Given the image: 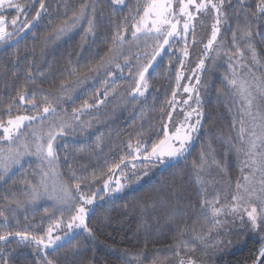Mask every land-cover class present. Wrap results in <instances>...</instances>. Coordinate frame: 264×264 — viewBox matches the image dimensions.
<instances>
[{
	"label": "trees",
	"instance_id": "1",
	"mask_svg": "<svg viewBox=\"0 0 264 264\" xmlns=\"http://www.w3.org/2000/svg\"><path fill=\"white\" fill-rule=\"evenodd\" d=\"M15 2L22 5L23 14L9 9L3 15L9 22L18 17L19 29L26 19L33 18L40 4L39 0ZM44 3L46 11L35 27L0 52V121L5 123L10 117L24 113L37 114L48 103L55 106V117L25 122L21 140L29 143L32 150L33 130L47 133L60 119L71 124L72 129L56 141L59 159L53 169L34 156L25 157L22 166L14 165L5 180L0 181V212L8 217L7 223L0 217V234L28 231L43 235L58 220L62 221L61 228L66 227L74 210L69 212L47 195L30 202L31 187L44 192L39 183L41 170L49 173L46 180L49 193L62 183L69 186L75 183L74 173L84 179L82 190L86 193L100 190L87 220L93 235L81 230L54 251L48 249V259L53 264H153L154 261L179 264L181 258L187 261L189 257L196 264H255L264 246V228L253 231L247 224L242 226L238 219L233 223L231 216L221 217L229 221L223 230L218 233L213 230L204 237V243L195 238L211 227L207 222L210 208L202 209V200L212 201L219 195L217 207L232 203L231 196L236 194V182L241 176L244 157H237L233 145L240 146L237 133L242 101L229 81L244 79L246 67L254 83L264 80V17L251 16L257 11V0H225L222 9L225 18L212 49H206L205 45L211 37L216 13L198 14L193 21L194 32L190 30L186 39L181 32L146 74L148 88L143 96L133 93L138 69L147 65L162 41L154 36L132 35L133 25L143 15L149 0H125L123 5H113L110 0H44ZM85 3H94L95 13L89 7L86 18L77 27L56 38L53 29L69 21L73 13L79 14ZM88 19H93V28L92 34L86 35ZM8 30L13 31L10 24ZM117 30L123 42L114 45ZM249 30L253 33L251 40L243 39L242 33ZM249 43L255 48V61L247 49ZM237 47L243 51V57H233ZM109 48L113 51L109 52ZM109 57L113 58L111 63ZM201 59L204 67L197 68ZM101 64L104 66L100 67ZM116 64L121 68L117 69ZM191 68L197 70L199 77L194 92L199 94L201 113L193 145L183 157L164 164L157 162L153 173L138 185L102 197L103 183L112 175L108 169L122 157L126 158V164L121 168L129 164V142L135 145L142 139L151 147L163 138L162 129L173 104L169 102L177 90V73H187ZM29 70L31 79L26 76ZM83 74L88 79L76 83L77 76ZM253 77L259 79L254 81ZM64 82L69 86L61 88ZM25 85L30 90L28 99L34 98L38 109L19 102L13 104V98ZM34 89L43 91L37 90L33 96ZM85 102L92 107L79 114L83 123H73V109L81 108ZM243 118L249 126L250 118ZM0 147L7 145L0 141ZM201 152L207 161L203 170L193 166L200 165ZM197 172L202 183L197 181ZM93 176L97 177L94 185L86 187ZM17 202L22 206L18 207ZM61 234L60 230L54 233ZM18 241L16 236L7 242L0 241V259H7L8 264H42L43 251L38 254L34 246ZM181 241L188 242L187 248ZM178 245L179 256L175 254Z\"/></svg>",
	"mask_w": 264,
	"mask_h": 264
},
{
	"label": "snow or ice",
	"instance_id": "2",
	"mask_svg": "<svg viewBox=\"0 0 264 264\" xmlns=\"http://www.w3.org/2000/svg\"><path fill=\"white\" fill-rule=\"evenodd\" d=\"M113 5H123L125 0H110ZM225 0H149L147 6L143 8V16L136 22L133 27L135 31L132 32L133 37L138 38V34L145 36H154L157 40L162 39L163 43L157 45L158 50L148 61L147 65L138 69V80L133 88V93L143 96L145 90L148 88V83L145 78V74L150 71L153 67V61L160 55L161 51H165V46H171V41L181 36V32L184 33V38L186 39L190 30L194 32L195 25L193 21L198 18V14H209L211 12L216 13L215 23L212 24L211 37L205 45L206 49H212L214 42L217 40L218 33L220 32V25L222 19L225 18V14L222 11L224 7ZM40 8L36 11L35 15L31 20H25L22 23V27L17 29V25L21 24V21L17 18H13L10 22L6 20L3 15L4 11L9 9H15L19 14H23L22 5L16 3L15 0H0V42L7 43L11 41L13 36L18 35L19 32L24 31V29H29L39 21L42 13L46 11L44 0H39ZM91 7L93 13H95L96 8L94 3H85L79 14L73 13L72 18L69 21H64L63 24L55 29H53V34L56 38L64 35L67 32L72 31L78 26L79 21L86 18V13L88 8ZM178 8V11L176 10ZM256 12H252L251 16L253 18L264 17V0H257ZM245 20H248V15H245ZM9 24L13 28V31H8ZM88 28L86 29V35L92 34L93 19H88ZM253 33L245 31L242 33V38L251 40ZM236 40V32L233 33V43ZM117 42L122 43L123 37L120 31L117 30L114 38L113 44ZM248 51L252 53L253 61H255L256 51L251 43L247 45ZM109 52L113 49L109 48ZM184 55L187 56V48L184 49ZM244 53L238 47L233 53L234 56L243 57ZM232 57H230L231 59ZM103 59V58H102ZM112 57H109L108 63L112 62ZM240 63V61H237ZM103 67L104 65H99ZM198 68L204 67V60L201 59L200 63L197 65ZM241 67H244L241 64ZM116 68L120 69L121 65L116 64ZM112 75V73H109ZM236 73L233 71V76ZM31 79V71L26 73ZM88 79L86 74L78 75L76 83H83L84 80ZM177 82L179 83L181 75L177 73ZM197 83H199V77H196ZM259 78L253 77V80H258ZM35 83V81H33ZM234 89H236V95H238L242 101L241 107V120L240 128L237 133V140L239 142V147H234L237 157L241 155L244 157L241 163V176L236 182V194L231 196L232 203L227 205H216L220 204V197L212 200H202L201 208H210L208 211L207 222L211 224V227L207 232L203 234H197L196 240L200 243H204V237L210 236L213 230L217 233L223 230L229 223L228 219H221V217L231 216L233 218V223L236 219L239 220L240 224L243 226L247 224L251 230L259 231L264 228V80L258 83H250L246 79H236L233 78L229 81ZM69 86L68 82L61 84V88ZM43 91L42 89L32 90V95L35 96V91ZM194 89L192 87H184V92H192ZM29 88L25 85L13 98V104L19 102L21 104H26L31 106L32 109H38L39 105L36 100L28 99ZM107 95V93H104ZM173 97H175V92H173ZM45 99H47L45 97ZM172 103V102H169ZM187 104V101H184ZM196 103L199 105L200 98L197 92ZM9 111L11 110L12 104L9 106ZM92 107L87 102H85L81 108L73 109L72 119L73 123H83L80 121V113L84 112L86 109ZM255 109V111H253ZM193 113L196 114L197 119L195 123L190 122ZM56 107L51 103H48L43 107L42 112H37L34 116H24L18 115L15 118H9L5 124L0 121V130H2V135H0V141H3L7 147H0V181H4L6 175L12 169L14 165H21L25 157H36L41 162H46L49 169H53V166L57 163L59 157L56 152V141L58 138L66 135V132L72 129L71 124H66L63 119H60L58 124L50 126V130L47 133L39 134L36 130H33L31 135L34 139V150L30 147V144L21 140V134L23 128L26 126L25 122L31 124L38 118L44 120L49 116L55 117ZM169 120L172 119V114L168 113ZM201 113L198 109H192L191 112L185 114L184 121L179 124H174V131L171 133L168 130V125L163 126V138L157 143H153L149 148L142 139H138L133 145L131 142L128 143L129 155L131 159L128 163L132 164V175L136 176L137 179L140 177L136 174L137 165L132 163L137 159H142L144 162H152L153 159L161 164L166 163L169 160L178 159L183 157L188 151L189 146L193 140V135L198 131V126L200 125ZM243 117H249L251 123L246 126V121ZM235 126V125H234ZM231 143V141H230ZM97 147H100L97 144ZM207 161L204 158V153L201 152V162L200 165L194 163V168H199L203 170L204 165ZM213 163H217L213 159ZM126 164V158L122 157L118 163L113 164L109 169V173H113L115 170L120 169L122 165ZM219 166V164H217ZM123 174V173H122ZM126 175V174H124ZM257 175L259 178L257 179ZM48 172L41 170L40 185L43 187L44 192L41 193L36 186L31 187V201L34 203L38 200L41 195H47L49 199L55 201L57 204L63 205L69 212L74 210V214L70 216L66 227L61 228L62 221L58 220L53 224H50L46 232L43 235H36L28 231L22 232H6L0 234V241H5L16 236L19 238L18 243L26 246H34L39 254L43 251V261L42 264H53V261L48 259V249L53 251L62 246L63 243L68 242L73 233L79 229L92 236V229L89 228L87 223V218L90 212V206L94 204V201L99 193L97 191L91 192V194L86 193L82 190V183L84 179L76 177L73 173L72 179L76 181L72 185L62 183L59 188L53 187L52 192L49 193L48 185L46 183ZM97 177L93 176L92 181L88 182L85 186L92 187L94 185ZM197 181L202 183L199 177V172H197ZM243 181V183H241ZM111 176L108 180L103 183V190L105 192H117L121 191L126 185L121 184L119 180L115 182V187L110 188ZM28 183V182H26ZM227 198V197H225ZM18 207L19 205L17 202ZM0 217H3L5 223H7L8 217L0 212ZM60 230L62 235H54V233ZM195 231V230H194ZM264 239V237H262ZM185 248H187L188 242H180ZM192 250H195V245H193ZM179 256V245L177 246V251L175 253ZM0 264H8L7 259H0ZM155 264V261L153 262ZM179 264H196V261L191 257L185 261L183 258L179 260ZM255 264H264V246L261 247L259 251V258Z\"/></svg>",
	"mask_w": 264,
	"mask_h": 264
},
{
	"label": "rangeland",
	"instance_id": "3",
	"mask_svg": "<svg viewBox=\"0 0 264 264\" xmlns=\"http://www.w3.org/2000/svg\"><path fill=\"white\" fill-rule=\"evenodd\" d=\"M180 75H181V79L177 85L175 97H172L173 104L169 112L172 114V119L169 120V116H167V122L165 124V125H168V130L170 133L174 131V128H173L174 124H179L180 122L184 121L186 113L191 112L192 109H198L200 111V107L196 103V93L194 92L195 90L194 84L197 81L196 79L197 70L195 68H191L187 71V73H180ZM242 76L244 77V79L248 80L250 83H254L251 79L252 75L250 73V70L247 67L243 69ZM185 86L192 87L194 90L192 92L186 93L184 92ZM184 101H187V104H185ZM22 115L34 116L36 114L24 113ZM12 118H15V117H12ZM196 119H197V116L195 113H193L190 122L195 123ZM6 123L7 121L5 122V124ZM0 135H2V130H0ZM194 135H193V138H194ZM157 162L158 161H156L155 159H153V161L150 163L144 162L142 159H137L135 161H132V163H135L137 165L136 174L137 176L140 177L139 179H137L136 176L132 175V164L131 163L121 168L118 171L117 175L115 176L112 188L115 187V182L117 180H119L121 184H124L126 186L121 191L110 192L109 195L113 196L115 194L122 192L123 190L130 189L138 185L141 181H143L148 176H150L151 173H153V171L157 168Z\"/></svg>",
	"mask_w": 264,
	"mask_h": 264
},
{
	"label": "water",
	"instance_id": "4",
	"mask_svg": "<svg viewBox=\"0 0 264 264\" xmlns=\"http://www.w3.org/2000/svg\"><path fill=\"white\" fill-rule=\"evenodd\" d=\"M32 19V18H31ZM30 19V20H31ZM37 24V23H36ZM35 24V25H36ZM35 26H33V27H31V28H29V29H24V31H22V32H19V34L18 35H15V36H13V38H12V40L11 41H8L7 43H1L0 44V52L3 50V48L4 47H6V46H12V45H14V44H16L18 41H20L22 38H24L33 28H34ZM161 43H163V40L161 41ZM165 48L167 49L168 48V46H165ZM157 50H158V48H157ZM166 51V50H165ZM165 51H161V53H160V55L156 58V60L155 61H153V67L151 68V69H153L155 66H156V64H157V62L160 60V58L162 57V55L164 54V52ZM155 54V53H154ZM153 54V55H154ZM152 55V56H153ZM150 60H151V58H150ZM149 60V61H150ZM150 69V70H151ZM147 74V73H146ZM146 74H145V76H146ZM197 133V132H196ZM196 133H195V135H194V138H193V140H192V142H191V144H190V146H189V149H190V147L193 145V143H194V140H195V137H196ZM188 149V150H189ZM173 160H175V159H173ZM169 161H172V160H169ZM169 161H167V162H169ZM166 162V163H167ZM116 172H117V170H115L113 173H112V175H111V182H110V188H111V186H112V182H113V180H114V177H115V175H116ZM109 192H105L104 193V195L102 196V197H105L107 194H108ZM98 199L99 198H97V199H95V201H94V204L93 205H91V207H90V212H89V216H88V218L90 217V215H91V213L93 212V210H94V207H95V204H96V202L98 201ZM88 218H87V220H88ZM79 231H81V230H79V229H77L74 233H73V235H72V237H74ZM13 237V236H12Z\"/></svg>",
	"mask_w": 264,
	"mask_h": 264
}]
</instances>
